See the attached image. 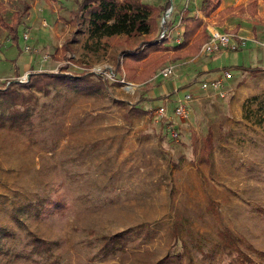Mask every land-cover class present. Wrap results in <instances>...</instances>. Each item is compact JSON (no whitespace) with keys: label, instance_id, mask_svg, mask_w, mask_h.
I'll return each mask as SVG.
<instances>
[{"label":"rangeland","instance_id":"rangeland-1","mask_svg":"<svg viewBox=\"0 0 264 264\" xmlns=\"http://www.w3.org/2000/svg\"><path fill=\"white\" fill-rule=\"evenodd\" d=\"M200 1L170 0L169 28L161 15L150 33L96 38L75 13L81 0H0V113L18 120L0 124V264H155L167 254H177L169 264H264V68L239 75L264 66V46L248 39L209 56L192 34L191 54L207 56L182 69L193 78L208 68L198 89L175 96L159 73L190 55L170 43L181 16H204ZM223 69L221 86L201 87ZM32 73L56 74L28 83ZM186 92L185 120L173 108ZM163 103L166 120L154 114ZM166 121L179 124L174 136ZM130 227L126 246L102 257L105 237Z\"/></svg>","mask_w":264,"mask_h":264},{"label":"trees","instance_id":"trees-1","mask_svg":"<svg viewBox=\"0 0 264 264\" xmlns=\"http://www.w3.org/2000/svg\"><path fill=\"white\" fill-rule=\"evenodd\" d=\"M221 0H201L199 11L204 16H210V14L218 8L220 5ZM256 4L257 0H248L246 5H236V6H226L220 9L217 13L219 17H223L228 13H232L234 10H238L239 13L243 15V12L248 11L250 17H255L257 14L256 11ZM171 6L170 0H165L162 4H150L145 2L144 0H81L78 3V7L75 10V13H81V18L86 23V30L88 32L89 37H102V36H109L113 34H120L125 33L127 36H138L141 34H147L154 30L157 21L156 18L163 15V13ZM173 6V5H172ZM174 6L172 7V11ZM20 19L19 16L16 18L13 25L9 27L10 36L12 39H15V35L17 33V26L19 25ZM180 22L182 24V32H181V40L175 45H172L174 49H182L183 47H187V50L184 52L179 51L175 53L178 57L182 54V56L197 53V46L194 49L190 44L189 45V38L192 34L198 35V42L203 43V41L207 40L209 37V32L206 29L205 24H203V19L199 17L195 13H187L180 17ZM172 24V20L170 18H166L164 21L165 28H169ZM200 26H203V29L198 31ZM239 28L237 24L235 26L234 32H236ZM252 30L254 31L255 28L253 27ZM16 41V39H15ZM156 43V42H155ZM200 43V44H201ZM199 45V44H198ZM191 47V48H190ZM200 48V47H198ZM145 46L142 47L137 53L139 56L142 57V51H144ZM176 51V50H175ZM199 52V50H198ZM134 53V54H137ZM194 53V54H195ZM146 52L143 54L145 55ZM192 54V55H194ZM244 70L247 69H262L264 68L261 66H254V67H239ZM56 73H32L30 74V78L28 79V83L35 82L34 77L41 75H46L53 77ZM4 90H8L5 88ZM14 92H6L4 97L7 99H14L16 98ZM17 112H11V116L4 117L5 115L0 113V120L1 125H3L5 121L11 120L10 122L13 124H17L18 120L15 118ZM41 208V207H40ZM264 212V211H263ZM137 230L143 231L145 229L144 225H137ZM132 232V227L124 229L123 231H118L114 233L110 237H105L102 242L101 247V256L105 257L109 255L112 251H116L118 248H124L126 246L127 236ZM41 248L47 249L49 244L41 240L35 241ZM116 244H119L116 246ZM1 251V247H0ZM242 255V254H241ZM177 260V254H170L165 255L155 264H169V261L172 262ZM252 261V260H251ZM250 262V261H249ZM244 263V262H243ZM252 264V263H251Z\"/></svg>","mask_w":264,"mask_h":264},{"label":"crops","instance_id":"crops-1","mask_svg":"<svg viewBox=\"0 0 264 264\" xmlns=\"http://www.w3.org/2000/svg\"><path fill=\"white\" fill-rule=\"evenodd\" d=\"M152 1L154 2L155 0H149L147 2L150 4H154V5H157V3H159V2L153 3ZM247 1L248 0H221L218 9L215 12H212L210 14V16H202L200 14V12H199V15L202 16L203 24H205L208 32L210 31V29H213V28H216V29L218 28L219 30H221V29L231 30V28L237 23L239 25V28L234 33L237 34L238 36H243L245 38V44H247V40L249 39V40L256 41V44L252 43L253 45L258 46L257 43L262 45L261 42L263 40L259 41L258 36H256L258 24L253 22V18H251L250 15L247 16L249 14L248 11L243 12L242 16L229 15V16H225L222 20H220V19L216 20V15H217L216 13L218 12L219 9L226 7V6H230V5H234V6L235 5H245L247 3ZM196 10H198V8L195 9V11ZM256 11H257V14H256L257 18H255V19H257L259 21V23H263L264 22V0H257ZM189 12L194 13V10L188 11V13ZM210 21H212V23H210ZM261 25L263 26V24H261ZM182 27L183 26H182L181 22H179L178 28L174 29V31L176 32L175 34H177V35L174 36L175 40L170 43L171 46L180 42L181 32L183 29ZM253 27L255 28L254 31L252 30ZM215 53H217V52L209 53L208 55L210 56V55H213ZM203 56H207V55L206 54L204 55V53H199L197 55L190 54L189 56H186L185 58L177 59V60L173 61V63H171L174 65V73L170 76L173 79L172 92H176L175 96H176L177 92H179L180 88L183 89V88L191 87L193 85L194 86L192 88L193 91H196L198 89V87H197L198 85H196L197 84L196 82L200 81L201 75L203 76V74L205 72L209 71L208 68L205 65L202 66V68L200 69V72H198L193 78H192V76L191 77L188 76V72L184 73V70L182 68L186 67L187 64L190 65L192 63L199 61ZM167 64H169V63H167ZM167 64H165V65H167ZM244 71H245L244 69H241L239 75H241ZM214 76H215V74H213L210 78H212ZM176 78L180 80V83H181L180 86L181 87H179V85H177L178 82H177ZM172 92H168V90L161 89V91L158 94H160V93L169 94V96L166 98V99H168V103H169L170 102L169 97L173 94ZM177 98L178 97H176V99L174 100L175 102H176ZM178 126H179V124L176 123L175 127H178Z\"/></svg>","mask_w":264,"mask_h":264},{"label":"built area","instance_id":"built-area-1","mask_svg":"<svg viewBox=\"0 0 264 264\" xmlns=\"http://www.w3.org/2000/svg\"><path fill=\"white\" fill-rule=\"evenodd\" d=\"M172 4L171 6L166 9V11L163 13V15L161 16V23H164L166 18H169L172 12ZM43 23L46 24V21L43 20ZM166 30H162L161 31V36L167 37L166 34ZM27 37V34H24V38ZM245 44V38L242 36H238L235 33H230L227 31H221L219 29H210L209 31V37L208 39L203 43L202 45V51L204 53H214V52H218L222 49H237L239 47H242ZM261 44L264 46V41L261 42ZM28 48V46H27ZM160 74H162L165 77H168L170 75H172L174 73V65L173 64H169L166 65L164 67H162V69L159 72ZM231 75L229 70H222L220 72V74L215 77L214 79L212 78L211 80H204L201 83V87L202 88H206L209 85L213 86V87H219L221 86V84L223 83L224 79L229 77ZM192 95L190 92H186L183 96L178 97L176 102H175V106L173 108V113L181 118V119H188L189 118V106H190V102L192 100ZM154 114H156L157 116H159L162 119H167V114H168V108H167V103H163L159 106H156L154 108ZM167 122V126H169V129H173L175 128V124L174 123H168ZM171 135L174 136L176 134V132L174 130L170 131Z\"/></svg>","mask_w":264,"mask_h":264}]
</instances>
